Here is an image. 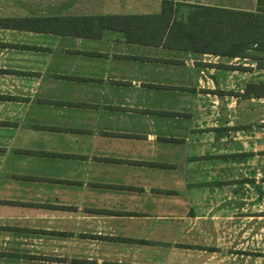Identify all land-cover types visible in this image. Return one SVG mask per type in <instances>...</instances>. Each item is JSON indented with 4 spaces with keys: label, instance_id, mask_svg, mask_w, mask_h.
<instances>
[{
    "label": "crops",
    "instance_id": "obj_1",
    "mask_svg": "<svg viewBox=\"0 0 264 264\" xmlns=\"http://www.w3.org/2000/svg\"><path fill=\"white\" fill-rule=\"evenodd\" d=\"M162 1L0 0V264L232 263L216 216L264 183V53L33 28ZM166 1L264 15V0Z\"/></svg>",
    "mask_w": 264,
    "mask_h": 264
},
{
    "label": "trees",
    "instance_id": "obj_2",
    "mask_svg": "<svg viewBox=\"0 0 264 264\" xmlns=\"http://www.w3.org/2000/svg\"><path fill=\"white\" fill-rule=\"evenodd\" d=\"M34 22L38 26L33 28L44 33L97 38L114 31L129 43L197 55L258 56L259 61V53H264V15L259 12L188 6L183 13L164 0L155 14L48 17Z\"/></svg>",
    "mask_w": 264,
    "mask_h": 264
},
{
    "label": "rangeland",
    "instance_id": "obj_3",
    "mask_svg": "<svg viewBox=\"0 0 264 264\" xmlns=\"http://www.w3.org/2000/svg\"><path fill=\"white\" fill-rule=\"evenodd\" d=\"M245 195L246 206L242 209L233 203L229 212L217 213L218 225L230 229L229 235L220 236L225 237L226 245L222 247L231 264H264V183L259 182L258 191L245 187Z\"/></svg>",
    "mask_w": 264,
    "mask_h": 264
}]
</instances>
